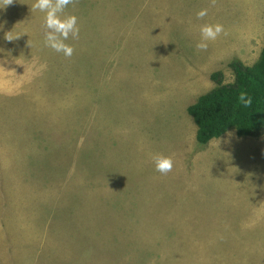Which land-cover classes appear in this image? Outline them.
I'll return each mask as SVG.
<instances>
[{"label": "rangeland", "instance_id": "obj_1", "mask_svg": "<svg viewBox=\"0 0 264 264\" xmlns=\"http://www.w3.org/2000/svg\"><path fill=\"white\" fill-rule=\"evenodd\" d=\"M34 2L0 9V264H264V134L202 144L187 113L257 60L264 0H73L71 57Z\"/></svg>", "mask_w": 264, "mask_h": 264}, {"label": "trees", "instance_id": "obj_2", "mask_svg": "<svg viewBox=\"0 0 264 264\" xmlns=\"http://www.w3.org/2000/svg\"><path fill=\"white\" fill-rule=\"evenodd\" d=\"M229 65L234 74L231 82L224 83L222 73L213 72L214 86L187 106L199 143L204 144L231 129L239 137L264 134V44L253 64L246 65L234 58ZM242 93L252 98L250 107L239 101Z\"/></svg>", "mask_w": 264, "mask_h": 264}, {"label": "clouds", "instance_id": "obj_3", "mask_svg": "<svg viewBox=\"0 0 264 264\" xmlns=\"http://www.w3.org/2000/svg\"><path fill=\"white\" fill-rule=\"evenodd\" d=\"M13 0H0V9L10 5ZM73 0H35L32 5L33 11L39 10L45 13L44 27L45 45L57 53H62L65 57H71L74 48L71 44L66 43L71 37L78 39L80 28L78 17L75 14H66L65 10ZM208 15V9L202 8L197 13L198 19H203ZM225 33L224 26L220 23H205L200 27V39L196 43V48L201 51H206L209 47V42L217 40V38ZM18 36L11 34V31L6 33V39L11 41ZM239 101L245 106L252 105V98L242 93ZM155 169L161 174H167L172 171L174 162L171 157L158 155L154 157Z\"/></svg>", "mask_w": 264, "mask_h": 264}, {"label": "crops", "instance_id": "obj_4", "mask_svg": "<svg viewBox=\"0 0 264 264\" xmlns=\"http://www.w3.org/2000/svg\"><path fill=\"white\" fill-rule=\"evenodd\" d=\"M191 105V104H190ZM189 106V105H188ZM226 133L227 132H225L223 135H221L220 137H222V136H224V135H226ZM233 140H236L235 138H232ZM6 232H7V230H6ZM5 232V233H6ZM3 243H5V236L3 237ZM15 241V240H14ZM17 241H19V240H17ZM13 243V242H12ZM6 247H7V244H5V245H3V255H4V258H5V251H6ZM1 249H2V245L0 244V251H1Z\"/></svg>", "mask_w": 264, "mask_h": 264}]
</instances>
